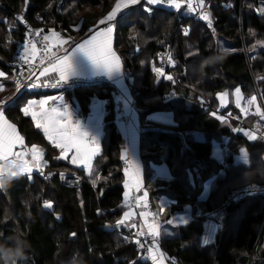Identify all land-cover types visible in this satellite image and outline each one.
<instances>
[{
	"label": "trees",
	"instance_id": "trees-1",
	"mask_svg": "<svg viewBox=\"0 0 264 264\" xmlns=\"http://www.w3.org/2000/svg\"><path fill=\"white\" fill-rule=\"evenodd\" d=\"M118 1L0 0V34L14 39L6 48L0 46V68L11 76L9 62L16 47H24L29 27L45 34L54 30L68 39L79 37L93 29L103 15L114 11ZM203 2L210 5L213 32L195 17L163 7L147 6L153 10L150 14L144 9L145 1L124 11L133 9L129 15L135 17L134 21L126 16L116 23L115 48L118 52L125 50L123 77L129 84L142 127L137 136L142 165L139 169L143 170L147 191L154 190V199L171 193L176 200L191 205L192 216L200 212L196 222L180 228L178 238L161 240L160 248L169 260L175 264H264V193L227 203L233 190L248 185L252 179L253 169L235 161L241 149L257 153V163L263 164L264 169V139L247 129L258 116L245 119L243 127L225 119L228 113L241 115L233 98L237 88L242 95L252 96L259 87L264 102V48L259 45L264 44V0ZM17 17L24 20L23 25ZM218 39L231 42L236 53H220ZM167 46L175 61L171 81L158 60L159 51ZM157 68L163 70L159 75ZM116 89L104 85L84 88L74 95L52 90L16 96L12 83L4 81L0 101L13 99L12 102L8 98L4 107L5 118L15 125L27 146L42 150L47 162L44 171L53 172L55 178L47 180L41 174H33L31 179L18 178L0 188V264L18 251L22 258L17 264H140L139 257L133 263V257L139 256L135 244L120 247L123 244L117 243L114 231L108 229L122 216L126 195L122 169L127 158L121 156L126 143L116 123ZM6 93L8 97H3ZM224 93L228 104L220 109L219 97ZM53 95L76 99L83 118L95 100L105 103L101 153L93 161L89 177L68 160L57 159L60 150L22 111L29 98ZM206 102L209 110L204 112ZM158 112L172 113L175 125L147 120ZM195 132L201 133L203 139L196 140L192 134ZM213 141L230 153L224 163L213 156ZM161 165L168 167L170 180L157 178L152 182L153 167ZM63 174L80 177L81 185H63ZM97 175L104 181H97ZM212 178L210 192L201 198L206 182ZM45 202L51 203V208H46ZM221 208L225 218L215 244L201 249L204 215Z\"/></svg>",
	"mask_w": 264,
	"mask_h": 264
},
{
	"label": "snow or ice",
	"instance_id": "snow-or-ice-1",
	"mask_svg": "<svg viewBox=\"0 0 264 264\" xmlns=\"http://www.w3.org/2000/svg\"><path fill=\"white\" fill-rule=\"evenodd\" d=\"M140 0H127L128 4L135 5L139 3ZM147 5H156V6H170L172 8L179 9L181 7L180 0H145ZM188 3H191V0H188ZM200 3L203 4V0H200ZM121 9V3H117L115 10L112 11L106 18L108 21L107 26L103 30H89V37L84 39L82 42H74L72 45H69L67 48L61 47L58 48L57 52H62L63 55H55L54 57L47 54L48 45L44 44L45 55L42 57L43 60H48L52 65L51 68L44 67L43 74L48 72L58 73V79L55 80L52 87L60 86V83L66 81L70 74L73 73L74 68L72 64V57L69 53L75 52L82 53L85 57L88 58L98 68L105 69L109 72L121 70V64L119 58L112 51V22L114 21L117 12ZM146 12H151V8H145ZM105 21L102 20L101 24H104ZM209 27L211 23L209 22ZM35 35V33L33 34ZM58 34L53 33V36ZM43 41H48V36H43L41 38ZM29 46L31 47V54H29ZM36 55V46L35 43L25 44L24 54L20 56V60L30 63L31 60L35 58ZM156 73L159 75L162 73V69H155ZM3 73H0L2 76ZM168 80L171 81L172 77L169 76ZM31 87L35 88L36 85L33 84ZM227 95L226 93L221 95V99ZM236 103L239 105L241 103L242 97L240 96V89H236ZM54 99L53 97H48L40 101L29 100L22 111L25 115L30 114L32 120L35 122V126L38 129H42L44 135L47 136L48 140L60 150L61 157L67 158L68 153H72L71 163L73 164H83L85 168L91 167L92 159L98 154L99 146L96 141L90 139L87 133L81 131L78 124L74 123L70 115L67 113V110L61 111L57 107H46L49 105V101ZM256 101V97H251V100L248 102L251 106ZM12 107V105H9ZM5 109L0 106V165H3L5 161L10 165L7 175L18 176L21 174H27L28 178L31 179V173L33 168L39 169L40 174L43 175V154L42 152L33 146L28 151H25L24 141L21 136L16 132L15 125L9 123L5 118ZM257 115L261 118H264V112L260 111L257 108ZM248 135V134H246ZM19 145L20 150L16 151L17 146ZM31 155L32 159L29 161L25 157ZM57 157V159L61 158ZM125 174L129 177L135 175V187L137 190L141 187V181L138 170L129 172L125 169ZM3 178V175L0 174V179ZM63 179V176H61ZM125 187H128L126 184ZM146 195V193H145ZM46 208H51V203L45 202L44 205ZM124 215L127 217L130 213L125 212ZM168 222V221H167ZM123 221H117V224H122ZM135 227V225H133ZM148 234L152 236L153 243L156 242V237L158 231L153 225H149ZM143 235L144 233H139ZM143 247V245H141ZM151 252V249H149ZM153 261H157L156 256H152Z\"/></svg>",
	"mask_w": 264,
	"mask_h": 264
},
{
	"label": "rangeland",
	"instance_id": "rangeland-1",
	"mask_svg": "<svg viewBox=\"0 0 264 264\" xmlns=\"http://www.w3.org/2000/svg\"><path fill=\"white\" fill-rule=\"evenodd\" d=\"M140 2H143V0H141ZM117 3L125 4V0H119ZM194 3H197V0H191L190 5H193ZM137 5L138 4L131 5L127 8L137 6ZM147 6L148 5L146 4L144 6V9L147 8ZM157 7H162V6H157ZM127 8H125L124 10L120 9L117 12L116 17H115L114 21L112 22L114 34H115V29L117 27L116 23L118 21L123 20L126 16H128V18L131 21H134L135 17H133V16L131 17V15H129L133 9H130L125 13L124 11ZM168 8H171V7L168 6ZM96 11L98 12V10H96ZM179 14L189 15L190 13L188 12L187 9H182V10H179ZM102 17H103V19L99 20L97 25L92 30H103L107 26L108 21L106 18L108 17V15H103ZM102 20L105 21L104 24H101ZM211 35L214 37L213 34H211ZM248 35H249V31H248ZM240 36H241V39L243 42L246 41V38L243 35H240ZM85 37L86 38L89 37V31L82 34V35H79V37L78 36L75 37V40H73V42L63 44V47L67 48L69 45H72L75 41L78 42L79 38H81V40H82ZM214 40H215V38H214ZM13 41H14L13 38H10L8 35L4 34L3 32H2V35L0 34V46H4V48H6L7 46L11 45ZM45 42L50 44L52 47H61V44H59V43H54V42H49V41H45ZM230 43L231 42H228L226 39H218L217 43H216L217 50L220 53H224V54H232L234 52L236 53V50H233V48L231 47L232 43L231 44ZM26 44H28V43H26ZM259 45L261 48H264V44H259ZM19 48H20V51H19ZM29 49H30V54H31V47L30 46H29ZM114 49H115L122 65H123L124 64V57H125V50H122L123 52H121V50H119V52L122 55V57H121L120 53L115 48V38H114ZM188 49H190V46H188ZM245 50L246 49H244V52H245ZM23 52H24L23 46L22 47H19V46L16 47L15 55H12L11 62H9L10 63L9 67L12 71L10 77L6 73H4L2 71V69L0 68V73H3V75L0 76V90L4 86V81L9 80L12 83V87H13L12 91L14 92V94L16 96L24 95V89L17 88L16 82H15L17 75H18V70L16 67L20 61V56L23 54ZM59 55H63V53H60ZM14 56L16 58H14ZM201 67H204V66H201ZM123 70H124V67H123ZM199 72L200 71H198V73ZM192 73H194V75H197V72L193 68H192ZM47 74H49V73H47ZM90 77H95V76H90ZM73 78H76V77H73ZM123 80L126 83V85L129 87V85H128V83L124 77H123ZM6 95H7V93L3 97H5ZM251 95L256 97V101L253 104V108H256V109L259 108V110H260L259 106L261 104H262V108H263L264 102H263V97H262V90L259 89V87L258 88L256 87V91ZM233 96H234L233 98L235 99V102H236V98H237L236 90L233 91ZM240 96H243V95L240 93ZM6 97H8V96H6ZM8 98L11 99L13 102L12 97H8ZM8 98L4 99L3 106H2L3 108L6 106L7 103H9ZM219 99H220L219 106L226 107V105L228 104L227 95H225L223 97V99H221V95H220ZM130 102H132V99L130 100ZM236 107H237V105H236ZM256 115H257V112H256ZM223 119L224 118L221 117V120H223ZM147 120L150 122L161 123V124H165V125H175L173 115L170 112H158V113L151 114L147 117ZM117 122H118V119H116V123ZM150 122H149V125H151ZM9 123H11V122H9ZM225 123L228 124L227 122H225ZM141 129H142V127H140V130ZM16 130H17V128H16ZM240 132L246 133V131L243 129H241ZM192 134L196 140H202L203 139V135L199 132H195ZM261 134L264 136V131ZM132 138H133V141H132L133 145H131V148L128 150L126 147L125 150H123V153L121 154V156L123 155V157H125V159L126 158L129 159L130 157H132L131 161H129L130 162L129 166H130L133 173H135L136 170H138V172H139L140 181H141V187H140L139 191H144L146 193V202L151 209V214H150V216L143 214L142 218H140L138 216L137 211H135L133 208H131L127 205V203H126L127 198H126L125 204H123L121 206V210L123 211L122 216L119 217L114 223H110L108 229L110 231H114V238H115L116 242L119 244H123L120 247H125L126 245L141 244L143 242L144 234H148V232H149V227H148L149 225H153V227L156 228V230L158 231V236L160 237L161 240L166 238V237L178 238L180 236V230L182 229L181 227H184V228L188 227V223L190 221H191L190 223L196 222L197 219L200 217V212H197L196 216H192L191 205L184 204V202H181L180 200H176L174 195L171 193H165V196L160 197L158 200L153 198L154 190L147 191V189L145 188L146 187L145 182L142 181L144 174H143V170L139 169V168H141L142 165H141V161H140V157H139V153H138L139 152L138 139H134L135 137H132ZM250 139H252V138L250 137ZM26 147H27V149H31L33 146L29 147L26 145ZM35 147L38 148L42 152V150L39 147H37V146H35ZM229 155H230V153L227 154L218 142L213 141V156L215 158H217L218 161H220L221 163H224L225 160L229 157ZM43 156H44V153H43ZM235 159H236L235 161L237 163L245 164L246 167H250L253 169L252 179L249 183H247L248 185H252L251 183H254L253 185L264 187L263 186L264 185V169L261 167V166H263V164L259 165V163H257V161L259 159V156L257 153L250 154L246 149H241L240 153L235 155ZM44 160H45V158H44ZM45 162H46V160H45ZM46 164H47V162H46ZM260 169H263V171H260ZM153 171H154V177H153L152 182L156 181L155 179H157V178H160V181H165L166 179L170 180L171 175H170L169 169L166 165L154 166ZM222 174H223V172H221L220 176H222ZM97 176L99 178L101 177L100 175H97ZM22 177H25V176H19V178H22ZM122 178L124 180V183L128 184V181L130 178L135 179V175H133L132 177H129L128 175L125 174V169L123 168L122 169ZM213 179L214 178H212L211 180L206 182L205 189L200 194L201 198H205L207 196V194L210 192V190L213 186V181H212ZM103 181H104V179L101 177L100 182H103ZM133 184L135 185V181L133 182ZM125 212L130 213V215L126 217L124 215ZM117 221H123V223L118 225ZM133 225H135V227H133ZM139 233H144V234L140 235ZM153 247H158V245H156V244L153 245L151 247V250ZM156 249L157 250L153 253V255L157 256V258H158L157 261H153V259H152L153 255L148 257L145 254H142V256H140V254H139V256L133 257V263L138 262V257H139V259L141 261V262H139L140 264H175L174 262L170 261L163 254L160 247L156 248ZM18 257H19V260L22 258V254L20 253V251L16 252L13 255L5 257V262L3 260V262L1 264H17V262L19 261L17 259Z\"/></svg>",
	"mask_w": 264,
	"mask_h": 264
},
{
	"label": "built area",
	"instance_id": "built-area-1",
	"mask_svg": "<svg viewBox=\"0 0 264 264\" xmlns=\"http://www.w3.org/2000/svg\"><path fill=\"white\" fill-rule=\"evenodd\" d=\"M181 5L187 8H190L193 16L196 20L202 23L206 29L210 32L214 30V21L210 9V5H206L204 2L203 4L197 0V3L190 5L188 0H180ZM167 6V5H165ZM150 14L153 13L151 8ZM17 20L22 24L24 20L20 17H17ZM209 22L211 23V27H209ZM23 25V24H22ZM29 36L27 37V43L31 45V43H35L36 46V55L30 63L20 60L17 64L18 75L15 80L16 87L20 89H24V91H30L35 94L46 93L52 90L56 91H65L71 95H74L77 91L89 88V87H96V86H109L111 88H115L116 86L113 83V80L105 75H99L95 77H76V78H67L66 81L60 83L58 87H52L51 85L55 83V80L58 79V73H51V74H42L40 71L42 68L49 63L48 60H43L42 57L45 55L44 44L46 43L41 38L45 36L44 32H41L38 29H33L32 27L28 28ZM35 33V35H33ZM76 42V41H75ZM47 54L49 56L54 57L57 54L58 48L60 47H52L48 44ZM158 60L162 64L163 68L167 70L168 76L173 77V69L175 68V61L173 58V52L170 46H167L158 55ZM179 83L181 80L176 79ZM35 84L36 87L33 88L31 85ZM241 103L237 105V108L241 115L234 116L230 113L225 115V119L227 122H233L238 125V127H243V122L245 119L252 117L256 114V108H253V104L250 106L249 101L251 100L250 95L241 96ZM113 98L115 103H119L123 100L124 95L116 89L113 93ZM199 100L205 101L202 97L198 98ZM131 105L133 106L132 102ZM1 106V103H0ZM3 106V103H2ZM260 111L264 112V107L262 108V104L259 106ZM209 110V104L206 102L204 106V112ZM124 120L121 119V121ZM250 133L256 134L261 136L264 139V136L261 134L264 131V118H261L258 115L253 121V124L247 128ZM130 169V168H128ZM127 169V170H128ZM197 171V170H195ZM43 176L47 180H53L55 175L51 171H46L43 173ZM63 179L61 178V182L63 185L68 187H79L82 183L80 177L71 175V174H63ZM264 187L256 186V185H246L242 186L234 191H232L227 199V203L237 202L243 200L251 195L254 194H263ZM128 203L131 207L136 209L141 214H146L150 216L151 209L146 202V195L144 191H137L133 192L131 195L128 196ZM225 218L224 210L217 209L213 212L206 213L204 218L201 222V232H200V240H199V247L204 249L207 247H211L215 244L217 233L219 227L222 223V220ZM159 245L160 239L157 236L156 242L153 243V238L149 234L144 235V242H142L143 247L141 245L138 246L141 254H145L146 256L150 253L149 249L153 245Z\"/></svg>",
	"mask_w": 264,
	"mask_h": 264
},
{
	"label": "crops",
	"instance_id": "crops-1",
	"mask_svg": "<svg viewBox=\"0 0 264 264\" xmlns=\"http://www.w3.org/2000/svg\"><path fill=\"white\" fill-rule=\"evenodd\" d=\"M143 1H145V0H143ZM140 3L141 2H139L137 4H140ZM129 6H131V4H128L127 0H125V4H121V9L124 10L125 8H127ZM151 6H155V5H151ZM162 7L167 9V10L176 11V12H179V10L185 9L184 6H182V5L179 9L172 8V7L168 8V6H162ZM188 12L190 14L186 15V16H192L193 15L189 8H188ZM53 33L58 34L54 30H50L49 32H47L46 36L49 37V40H48L49 42H54V43H59V44H62L64 41H67V43L73 42L72 39H70V38L68 39V38L63 37L62 35H59V34L57 36H53ZM86 37L83 38L82 40H81V38H79L78 42H82L84 39H86ZM114 38H115V34H114V29H113L112 36H111L112 51L118 57V55L114 49ZM63 44H65V43H63ZM24 46H25V44H24ZM23 49H24V47H23ZM23 54H24V52H23ZM29 54H30V49H29ZM69 55H71V57H72V64H73L74 71L72 74L69 75L68 78L80 77V76L81 77H90V76L105 75V76H108L109 78H111L113 80L116 88L126 97L124 102L120 101L119 103H115V112H116V119H118L117 126L119 129V132L122 133L124 138H125V143H126L125 148L127 147V150L130 149L131 145H133L132 144V141H133L132 137H135L134 139H137V136L139 137L140 123H139L138 112L136 111L135 108L132 107L131 102H130V100H131L130 88L126 85V83L123 80V65H122L120 59H119V61L121 64V70L109 72L105 69L96 67L94 64H92V62L90 60H88L87 57H85L80 52H75V50H73V52L69 53ZM51 66L52 65L49 63L45 67L51 68ZM41 73L43 74V69L41 70ZM48 73H53V72L50 71ZM48 97H53L54 99L50 100L49 105H47L46 107H57L61 111L66 109L67 113L70 115L73 122L78 124L81 131L87 133V135L90 139L97 142V144L99 146V152L92 159L90 168H85L83 164L71 163V158H72L71 152L68 153L67 158L61 157V154H60V157L63 160H68L71 164H73V166H75L81 170H84L85 174L88 177L91 176V173L93 172V170H92L93 161L101 153V142L103 141V128L105 127L104 119L106 116L105 115V103H103L99 100H95L91 105V108L89 110L88 115L83 118L79 114L80 108H79V103L76 99L69 100L68 98H66L64 96L53 95V96L33 97V98H29L28 101L29 100L40 101L43 99H47ZM220 108H223V107L220 106ZM26 116L31 117L30 114H28ZM123 118H124V120L121 121V119H123ZM40 130L43 132L42 129H40ZM16 132L19 136H21V134L18 132V130H16ZM23 141H24V138H23ZM24 146H25L24 150L28 151L29 149H27L25 141H24ZM19 150H20V148L18 145L16 148V151H19ZM131 158L132 157H130L129 159L127 158L125 164H130L129 161H131ZM25 159H28L29 161H31L32 157H31V155H29V156L25 157ZM41 162L44 165V167H43V171H44L46 168V165H47L45 160H44V156H43V160ZM9 167H10V165L8 164L7 161H5V163L3 165H0V174H2L3 177L10 176V175H7ZM33 174H40V170L33 168L31 176ZM18 176H27L28 177L27 174H21ZM11 177H16V176H11ZM96 180L100 181L101 177L100 178L97 177ZM134 181H135L134 178H130L128 181V184L124 183V186L126 184L128 185V187H125L126 188V194H130V193L135 192L137 190L135 185L133 184ZM142 215L143 214L138 213V216L140 218H142ZM156 248H159V247H153L152 248V250H151L152 255L157 250ZM153 256H155V255H153Z\"/></svg>",
	"mask_w": 264,
	"mask_h": 264
},
{
	"label": "clouds",
	"instance_id": "clouds-1",
	"mask_svg": "<svg viewBox=\"0 0 264 264\" xmlns=\"http://www.w3.org/2000/svg\"><path fill=\"white\" fill-rule=\"evenodd\" d=\"M200 23V22H199ZM202 24V23H201ZM203 25V24H202ZM204 26V25H203ZM45 35H47V33L45 34ZM70 39H72V40H74L75 39V37L74 38H70ZM26 43H27V40H26ZM25 43V44H26ZM47 65V64H46ZM45 65V66H46ZM44 66V67H45ZM43 67V68H44ZM42 68V69H43ZM41 73V72H40ZM49 74H51V73H49ZM24 93H27L28 95H32V94H34L33 92H30V91H24ZM4 101V100H3ZM3 101H0V103H1V106H2V103H3ZM256 112H257V109H256ZM256 115V114H255ZM258 118V117H257ZM124 169H128V168H130V166H129V164H124V167H123ZM128 171L129 172H132V170H131V168L130 169H128ZM44 172H46V171H43V173ZM19 178V176H16V177H11V176H6V177H3L2 179H0V188H6L13 180H15V179H18ZM194 182V180H193V178H191V183H193ZM137 191H139V190H136L135 192H137ZM133 193V192H132ZM132 193H130L129 195H131ZM128 194H126L125 195V199H126V203H127V205L129 206V207H131L130 205H129V203H128V197L127 196H129ZM229 196V195H228ZM131 208H133V207H131ZM134 209V208H133ZM135 211H137L136 209H134ZM137 213H139L138 211H137ZM145 235V234H144ZM158 236V235H157ZM159 237V236H158ZM159 239H160V237H159ZM200 240V239H199ZM143 242H144V237H143ZM139 245H142V243L141 244H135V246H136V248L138 249V246ZM160 245H161V239H160V244L158 245V247H160ZM208 248V247H207ZM136 249V250H137ZM202 249V248H201ZM205 249V248H204ZM21 252H23V247H21ZM137 252H138V254H140V256H142V254H141V252H140V250L138 249L137 250ZM148 257L149 256H152V254H151V252L147 255ZM18 260H19V257L17 258ZM171 261V260H170ZM172 262H174V261H172Z\"/></svg>",
	"mask_w": 264,
	"mask_h": 264
},
{
	"label": "bare ground",
	"instance_id": "bare-ground-1",
	"mask_svg": "<svg viewBox=\"0 0 264 264\" xmlns=\"http://www.w3.org/2000/svg\"><path fill=\"white\" fill-rule=\"evenodd\" d=\"M161 51H159V53H160ZM159 53H158V55H159ZM231 178V177H230ZM233 180V179H232ZM250 180V179H249ZM242 186V185H241Z\"/></svg>",
	"mask_w": 264,
	"mask_h": 264
}]
</instances>
